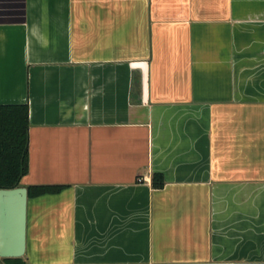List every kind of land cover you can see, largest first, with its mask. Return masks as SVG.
<instances>
[{
    "label": "crops",
    "instance_id": "1",
    "mask_svg": "<svg viewBox=\"0 0 264 264\" xmlns=\"http://www.w3.org/2000/svg\"><path fill=\"white\" fill-rule=\"evenodd\" d=\"M0 105L25 264H264V0H0Z\"/></svg>",
    "mask_w": 264,
    "mask_h": 264
},
{
    "label": "trees",
    "instance_id": "2",
    "mask_svg": "<svg viewBox=\"0 0 264 264\" xmlns=\"http://www.w3.org/2000/svg\"><path fill=\"white\" fill-rule=\"evenodd\" d=\"M29 172V108L0 105V190L21 187ZM153 187L165 186L162 174L153 175ZM28 198L58 193L60 188L29 187ZM4 264H25L22 258L3 259Z\"/></svg>",
    "mask_w": 264,
    "mask_h": 264
},
{
    "label": "water",
    "instance_id": "3",
    "mask_svg": "<svg viewBox=\"0 0 264 264\" xmlns=\"http://www.w3.org/2000/svg\"><path fill=\"white\" fill-rule=\"evenodd\" d=\"M28 189L0 190V259L23 258L27 252Z\"/></svg>",
    "mask_w": 264,
    "mask_h": 264
},
{
    "label": "rangeland",
    "instance_id": "4",
    "mask_svg": "<svg viewBox=\"0 0 264 264\" xmlns=\"http://www.w3.org/2000/svg\"><path fill=\"white\" fill-rule=\"evenodd\" d=\"M22 259H23V258H22ZM24 259H25V257H24ZM0 264H4V263H3V259H0Z\"/></svg>",
    "mask_w": 264,
    "mask_h": 264
}]
</instances>
